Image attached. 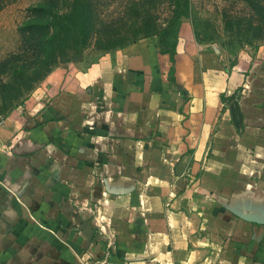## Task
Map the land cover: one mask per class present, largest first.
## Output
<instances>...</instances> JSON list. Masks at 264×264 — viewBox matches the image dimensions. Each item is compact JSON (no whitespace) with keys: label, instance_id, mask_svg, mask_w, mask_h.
Wrapping results in <instances>:
<instances>
[{"label":"crops","instance_id":"0c3cea01","mask_svg":"<svg viewBox=\"0 0 264 264\" xmlns=\"http://www.w3.org/2000/svg\"><path fill=\"white\" fill-rule=\"evenodd\" d=\"M1 129L0 264H264V49L191 21L62 81Z\"/></svg>","mask_w":264,"mask_h":264},{"label":"rangeland","instance_id":"374dc122","mask_svg":"<svg viewBox=\"0 0 264 264\" xmlns=\"http://www.w3.org/2000/svg\"><path fill=\"white\" fill-rule=\"evenodd\" d=\"M41 1L0 0V132L10 120L21 123L20 115L28 129L34 119L27 113L37 112L62 81L107 52L149 37L165 50L174 49L186 19L202 48L214 50L226 66L264 49V0H91L89 31L27 88L14 69L26 75L36 59L26 28L34 18L33 7ZM21 84L22 93L15 91Z\"/></svg>","mask_w":264,"mask_h":264},{"label":"trees","instance_id":"16d2710c","mask_svg":"<svg viewBox=\"0 0 264 264\" xmlns=\"http://www.w3.org/2000/svg\"><path fill=\"white\" fill-rule=\"evenodd\" d=\"M93 7L91 0H42L34 6V18L27 23L26 32L30 45L36 49V59L26 69V75L18 72L17 67L14 69V73L24 78L18 80H24L30 88L58 61L60 54L76 46L80 35L86 34L93 23ZM25 86L21 84L14 90L22 93Z\"/></svg>","mask_w":264,"mask_h":264}]
</instances>
